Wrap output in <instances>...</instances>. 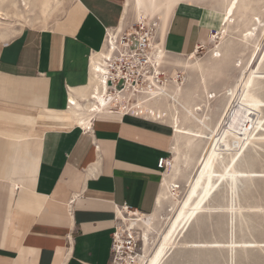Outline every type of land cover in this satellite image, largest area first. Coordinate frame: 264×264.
Instances as JSON below:
<instances>
[{
  "label": "crops",
  "instance_id": "1",
  "mask_svg": "<svg viewBox=\"0 0 264 264\" xmlns=\"http://www.w3.org/2000/svg\"><path fill=\"white\" fill-rule=\"evenodd\" d=\"M68 1L52 26L0 39V264H111L119 212L151 216L171 176L158 167L175 142L168 115L153 116L162 109L111 105L87 128L59 116L70 97L82 104L96 89L91 61L107 30L148 18L134 0L127 14L126 0ZM205 12L181 3L152 15L167 87L186 57L209 49L218 16Z\"/></svg>",
  "mask_w": 264,
  "mask_h": 264
},
{
  "label": "rangeland",
  "instance_id": "2",
  "mask_svg": "<svg viewBox=\"0 0 264 264\" xmlns=\"http://www.w3.org/2000/svg\"><path fill=\"white\" fill-rule=\"evenodd\" d=\"M60 1L64 8L71 5V1ZM223 1L179 4L205 8V13L217 15L219 20ZM47 4L50 16L42 14L35 28H48L62 16L56 11L61 6L54 0ZM22 16L24 19L0 21L2 39L27 25L30 12L23 11ZM257 18V45L245 46L240 36L253 24L248 20ZM231 26L233 35L225 38L222 56L213 54L211 42L209 49L197 54L209 74L208 98L195 84L196 78L195 83L187 84L189 90L195 87L198 91L193 105L206 106L198 116L210 127L214 124L215 133L210 137L198 134L187 145L196 128L183 129H190L183 132L187 150H172L166 161V173L171 176L162 182L167 197L155 211L160 219V224L155 223L157 232L144 241L136 224L143 217L123 213L111 264H264V0H240ZM165 66L160 68L168 74Z\"/></svg>",
  "mask_w": 264,
  "mask_h": 264
},
{
  "label": "bare ground",
  "instance_id": "3",
  "mask_svg": "<svg viewBox=\"0 0 264 264\" xmlns=\"http://www.w3.org/2000/svg\"><path fill=\"white\" fill-rule=\"evenodd\" d=\"M54 1L56 2L57 6H61V8H58V10H56V8L55 10L62 13L65 9L63 5L64 2L60 0ZM180 2H186V0H134V5L138 13H143L144 16L148 17L147 19H140V17H138L139 20L136 21L143 22L147 25H155L156 38L153 42V48L150 51V63L153 66V69L148 75H146L145 80L138 87L126 85L122 90H116L115 92L109 91V86L107 83V79L109 78L110 74L109 66L116 57L117 49H119L118 39L130 24L123 28L116 27L114 29H108L105 36V45L103 51L97 52L91 61V69L93 71L94 78L97 80V84L94 83V87L96 86V89L94 88L89 100L82 104L76 102L70 97L67 108L59 113V116L62 119L69 122L67 123L68 125L71 122H75L80 127L87 128L91 126L90 122L92 116L101 112L103 109L110 108L109 106L111 105H116L119 110L124 109V111L128 113L135 111V109H138L139 107H142L143 109L144 107L147 108L148 106H151L163 110L160 116L158 113L153 115L154 117L156 116L157 119H162L163 113L169 117V122L173 127L175 134V142H173L174 144L172 150L178 151L177 143L180 133H182L183 129L189 125H193V128H196V130L193 132L194 134L190 138H187L188 140L185 138V140H187V145H190V143L198 134L205 132L210 137L215 133L214 129H212L206 123V120L198 116V112L205 111L206 106L203 109L199 104L193 105L195 98L198 97V95H196L197 90H195V87L191 90H189V87L187 88V84H192L193 80L195 83L196 78L197 82L195 84L198 85L199 89L202 90L204 97L208 98L209 74L205 72L202 62L197 58V54L200 49H198L193 55L186 57V60L182 62L179 68L180 72L184 73L185 75L183 74V76L180 77V73H176L174 76L176 81H173L170 87H167L168 80L165 71L160 68L165 51L160 46V42L157 37L158 23L157 21L152 20L151 17L156 11L160 9H162L163 13L168 16L171 10ZM239 2L240 0L223 1L222 8L220 9L222 10L223 15L219 20L216 21L217 27L212 32V36L210 38L213 54L215 55L222 56V54H224V40L226 37H231L233 35V27L231 25L235 13L238 11ZM47 3L48 0H36L35 2L31 3L30 0H0V21H8V18H13L14 20L24 19L22 13L25 11L30 12L31 14L29 19H25L27 25L35 27L36 24H40L42 21V14L47 12V16H50L49 10H47ZM128 4L129 0H126L125 14H127L129 8ZM5 5H7V8ZM35 9L39 10V14H33ZM248 21L253 22V24L250 25L249 29L242 32L240 41L245 46L250 44L253 46V48H255L257 45L255 39L257 38L259 31L258 29L260 26V19H250ZM161 26H163V23ZM236 27H234V29H236ZM1 35H4V33L0 32V39H2ZM11 36L12 35H10V37ZM187 74H193L195 76L192 79H188ZM157 75H163V77H156ZM149 111L152 114L153 110ZM139 112L146 114L147 111L146 109H143V111ZM166 169L167 162L164 170ZM163 187L164 186L162 185L157 198L158 206H160L164 198L167 197L164 194L165 188L163 189ZM123 213L134 217H141L135 211L122 209V212L120 211L118 214L119 220L124 219ZM155 223L160 224V219L157 218L155 212L148 218H138L136 224L142 230L141 234L144 241L147 240L148 235L157 232ZM125 245L126 244H122V247Z\"/></svg>",
  "mask_w": 264,
  "mask_h": 264
},
{
  "label": "built area",
  "instance_id": "4",
  "mask_svg": "<svg viewBox=\"0 0 264 264\" xmlns=\"http://www.w3.org/2000/svg\"><path fill=\"white\" fill-rule=\"evenodd\" d=\"M155 33L154 24L147 25L140 21H134L125 29L118 39L119 49L116 51V57L109 66L110 74L107 79L109 91L122 90L126 85L138 87L143 83L146 75L153 69L150 63V51L156 38ZM156 77L162 78L163 75ZM158 167L165 169L164 158L159 159ZM124 209L129 208L124 207ZM117 230L113 234L112 251L115 248ZM128 243L131 241L129 240Z\"/></svg>",
  "mask_w": 264,
  "mask_h": 264
}]
</instances>
